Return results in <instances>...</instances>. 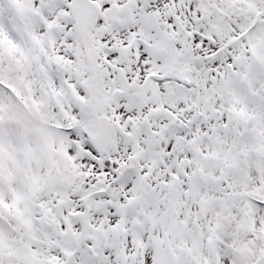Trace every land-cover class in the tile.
<instances>
[{
    "label": "snow or ice",
    "instance_id": "snow-or-ice-1",
    "mask_svg": "<svg viewBox=\"0 0 264 264\" xmlns=\"http://www.w3.org/2000/svg\"><path fill=\"white\" fill-rule=\"evenodd\" d=\"M0 264H264V0H0Z\"/></svg>",
    "mask_w": 264,
    "mask_h": 264
}]
</instances>
